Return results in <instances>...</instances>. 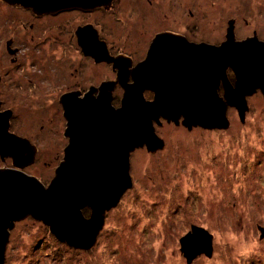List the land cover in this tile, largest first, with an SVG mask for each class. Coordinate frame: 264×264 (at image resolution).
I'll return each mask as SVG.
<instances>
[{
	"label": "rangeland",
	"instance_id": "1",
	"mask_svg": "<svg viewBox=\"0 0 264 264\" xmlns=\"http://www.w3.org/2000/svg\"><path fill=\"white\" fill-rule=\"evenodd\" d=\"M78 13L69 14V20L53 30L38 27L37 37L29 42L32 33L22 26H28L31 17L19 18L0 7V77L5 80L0 100L16 114L11 130H23L28 136L22 139L36 149L34 160L20 170L46 187L68 145L60 101L65 86L78 84L82 90L116 80V68L79 60L81 51L73 38L77 25L95 24L112 54L131 55L135 61L141 60L154 34L163 29L219 40L229 20H235L237 38L256 32L264 40V0H117L112 9L103 10L101 18L95 13L97 17L86 13L81 18ZM192 24L203 31L191 35L187 29ZM10 36L16 45L38 44L40 51L24 48L19 63L13 64L3 57ZM50 41L52 47L45 44ZM68 68L71 78L65 77ZM116 85L115 108L123 95ZM223 94L224 87L219 95ZM144 97L153 99L147 90ZM247 104L243 122L234 107L227 108L225 128L189 130L181 125L182 118L178 126L165 121L161 127L155 125L165 148L154 153L145 147L132 151V187L105 213L90 249L58 241L47 225L28 215L10 229L4 264H264V96L257 90L247 97ZM1 168L17 169L12 158L0 156ZM82 210L88 217L90 209ZM194 225L212 234V254L201 253L187 263L180 239ZM254 241L258 246L253 247Z\"/></svg>",
	"mask_w": 264,
	"mask_h": 264
},
{
	"label": "water",
	"instance_id": "2",
	"mask_svg": "<svg viewBox=\"0 0 264 264\" xmlns=\"http://www.w3.org/2000/svg\"><path fill=\"white\" fill-rule=\"evenodd\" d=\"M30 3L50 7L76 2ZM250 40L234 41L231 28L220 46L159 34L150 55L132 69V83L123 73V57H110L102 42L98 59L112 61L119 69L118 77L102 82L96 97L90 92L82 98L75 93L61 96L69 144L47 187L20 170L34 160L36 149L9 132L11 112H0V156L12 158L17 168L0 169V264H4L10 229L28 215L47 225L58 241L90 249L104 225L105 213L132 187L130 153L143 146L149 151L163 148L154 129L160 118L174 123L182 118L188 128H225L227 108L234 107L243 122L247 97L257 90L264 96V42ZM251 45L254 50L248 48ZM228 68L234 74L233 84L226 74ZM221 83L223 97L217 91ZM116 84L123 89L117 108L112 104ZM146 90L154 92L153 99H145ZM84 207L90 209L88 217L82 212ZM180 242L187 263L201 253L212 254V234L204 227L192 226Z\"/></svg>",
	"mask_w": 264,
	"mask_h": 264
},
{
	"label": "flooded vegetation",
	"instance_id": "3",
	"mask_svg": "<svg viewBox=\"0 0 264 264\" xmlns=\"http://www.w3.org/2000/svg\"><path fill=\"white\" fill-rule=\"evenodd\" d=\"M31 1H51V2H57V3L60 4V3H67V1H71V0H0V5H1L0 7L2 9H4L6 12L8 11L12 15H17L19 18L22 15H24L26 17H28V16L31 17L32 22H30L28 26H26V25L22 26L24 28L26 27L25 29H28L32 33L31 37H29V39H28L29 42H32L35 39V37H37V32L35 30L38 27H40V26H41V29L43 28V29L53 30V29L57 28V26H60L61 23L65 22L66 18H67V20H69V14H71L73 12L74 13L75 12H79L78 14H80L79 17H81V18H84V15L86 13H89V14H94L95 13L97 16H100V18H101L103 10L112 9L113 6L115 5V2H117V0H74L76 3H74L73 5H53V6H50V7H45V6H43V7H38V6L34 7L30 3ZM149 1H151V0H149ZM77 3H78V5H76ZM90 4H93V5H90ZM96 15H95V17H97ZM189 15L193 16L190 9H189ZM73 16L75 17V15H73ZM57 17L59 19H61L62 21L61 20L60 21L59 20H54ZM21 20H23V18ZM39 20H41V21H39ZM44 20L47 21V23H44L46 26L44 24H41L42 21L44 22ZM232 21L233 22H230V20H229V22L227 23V27H226V34L223 36V38H221L219 40H217V39L216 40L215 39L212 40V39H208V38H195L193 36L187 37L186 33H182L181 29L180 30H178V29H163V30H160V31L156 32L154 35L156 36L158 34L171 33V34H175V35H178V36H182L188 42L193 43V44L205 43V44H208V45L220 46L226 40V35L228 33V29L231 28V31H232V34H233V39L236 42H239V41L251 42L252 40H250V39H255L257 41L264 42V40H260L257 37L256 32H253V35L250 36V37L246 36V37L240 38V39L237 38V36L235 34L236 22H235V20H232ZM21 24H22V22H21ZM100 24H101V22H100ZM194 24H192L190 29H187V32H190V34H191V33H198V32H202L203 31L202 29H199L197 31V28H196L197 21H196V24H195L196 26ZM75 28L76 29H75L73 38H74L75 42L78 44V46H79L78 48L81 51L77 55L79 60L80 59H84L86 61V59H88V60L90 59L92 61L91 63L93 65H95V66L96 65L100 66L99 63H106L107 65H110L113 68H116L115 70L113 68L112 69H113V71H115V74H116L115 78H117L119 69L117 67H114L113 62L112 61H106V60H102V59L99 60L98 59L100 53L102 52V47H103L102 42L105 43V47H106L107 53H108V55L110 57H120V56H116L118 54H112L111 53L109 47L107 46V41L104 39L102 33L99 32L100 29L98 30L97 26H95V24L90 23V22L89 23H84L82 25H77ZM204 32H206V31H204ZM206 33H208V32H206ZM10 37H7L5 42H4V44H5V54H3V57L6 58L5 56H7L9 61L11 63H13V64H18L19 63V61H20V59L22 58V55H23V53L21 51L24 50V48L27 51H33V50L40 51V48L38 47V44L37 45H32L31 43H29V44H17L16 45L15 41H14L15 40L14 36H10ZM154 37L151 39L150 43L146 47V49H145V51H144V53H143V55L141 57V60H139V61L138 60H136V61L133 60V57H131V55H129V56L125 55V57H128V58H124L123 57L124 54L123 53H119V54L123 55L121 57H123L124 60H121V65L124 68L123 73H126V75H125L126 78H131L132 77V75H131L132 69L138 63L144 61L148 57V55H150L149 52H150L151 44H152V42L155 39ZM80 42H82V44ZM45 44H47L50 47L53 46V43L51 41L50 42H46ZM42 45H44V44L42 43ZM248 48L254 50L252 45L249 46ZM66 66H70V65L66 64L65 67ZM70 71L71 70H69V68L65 69V71H64L65 72V77L71 78L72 73H70ZM75 71L76 72H80L81 69L79 68L78 70H75ZM229 71H231V70L229 69ZM81 74L82 73H80L78 75V77H80ZM226 74H227V77H228L230 83L233 84V82L231 81L227 71H226ZM0 78H1L0 79V85H1V84L5 83L4 82L5 80L3 81V78L2 77H0ZM19 87H21V86H19ZM116 87H117V85L114 86V89L112 91V102H113V94H114L113 92H114ZM222 88H223V86H222V83H221L219 85L218 89H217L219 94L221 93ZM87 91H88V93L89 92L91 93L92 97H96V95L99 94V89L97 87L90 86V87H88V89L84 88V89L81 90V88L78 87V84L77 85L76 84L66 85L64 90H63L64 93H70V92L71 93H75L76 94L75 95L76 98H82V96H84L87 93ZM147 91L150 93V98H152L154 96L153 95L154 92H152L150 90H147ZM1 101L2 100H0V112H6L7 110H9L11 112V115L9 117V128H8V130L11 133H14L15 135H18L21 138H25L26 136H28L26 133L23 132V130L22 131L18 130L20 132H17V131L15 132V131L11 130L12 120L15 117L16 114H15V112H14V110L12 108H4L3 102H1ZM65 120L67 121V124L65 126L68 127V119L66 117H65ZM162 121H165L167 123H171L172 122V121L168 122L164 118L163 119L161 118L160 119L161 123L160 124L154 123V126L156 125L157 127H161L162 126ZM174 124L176 126H178L180 123H174ZM181 125H183V124L181 123ZM196 127H202V126H199V125L193 126V128H196ZM193 128L192 127L191 128L187 127V129H189V130H191ZM64 129L66 130L67 128L65 127ZM154 129H156V128H154ZM65 130L63 132V135L68 140L67 144H69V137L65 135ZM155 133H157V132L155 131ZM160 138L164 142V146H163L162 149H157L155 151H149V150H147L146 146H143V147H145V149L147 151L151 152V153L163 150L165 148V143L166 142H165V140L162 137H160ZM131 154H132V152L130 153V156H131ZM129 163H130V158H129ZM130 169H131V164H130ZM84 208L89 210L88 207H84ZM82 212H83V210H82ZM83 214H84V212H83ZM84 216H85V214H84Z\"/></svg>",
	"mask_w": 264,
	"mask_h": 264
},
{
	"label": "clouds",
	"instance_id": "4",
	"mask_svg": "<svg viewBox=\"0 0 264 264\" xmlns=\"http://www.w3.org/2000/svg\"><path fill=\"white\" fill-rule=\"evenodd\" d=\"M255 246H258V245H257V242L254 241V242H253V247H255ZM244 254H245V253H243V252L240 253V255H244Z\"/></svg>",
	"mask_w": 264,
	"mask_h": 264
}]
</instances>
